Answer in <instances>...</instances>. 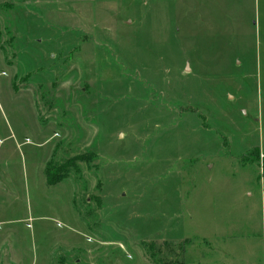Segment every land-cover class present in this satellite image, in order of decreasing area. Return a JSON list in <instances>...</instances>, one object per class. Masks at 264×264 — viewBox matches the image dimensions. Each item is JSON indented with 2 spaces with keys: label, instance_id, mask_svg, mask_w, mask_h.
Wrapping results in <instances>:
<instances>
[{
  "label": "rangeland",
  "instance_id": "374dc122",
  "mask_svg": "<svg viewBox=\"0 0 264 264\" xmlns=\"http://www.w3.org/2000/svg\"><path fill=\"white\" fill-rule=\"evenodd\" d=\"M263 156L264 0H0V264H264Z\"/></svg>",
  "mask_w": 264,
  "mask_h": 264
},
{
  "label": "trees",
  "instance_id": "16d2710c",
  "mask_svg": "<svg viewBox=\"0 0 264 264\" xmlns=\"http://www.w3.org/2000/svg\"><path fill=\"white\" fill-rule=\"evenodd\" d=\"M77 161L84 160L79 158ZM261 167L264 170V156L261 157ZM44 175L46 184L54 186L63 180L66 174L60 168L53 169V165L49 162L45 166ZM143 249L151 264H185L183 261L184 244L175 248L167 242L158 245L155 242H149L143 245Z\"/></svg>",
  "mask_w": 264,
  "mask_h": 264
}]
</instances>
